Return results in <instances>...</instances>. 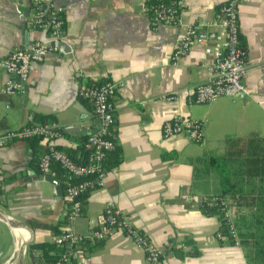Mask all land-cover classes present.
<instances>
[{
  "label": "crops",
  "instance_id": "0c3cea01",
  "mask_svg": "<svg viewBox=\"0 0 264 264\" xmlns=\"http://www.w3.org/2000/svg\"><path fill=\"white\" fill-rule=\"evenodd\" d=\"M180 1L178 23L154 27L145 11L150 0H54L65 7L63 38L58 49L33 63L25 87L21 83L13 95L0 91V134L29 124L34 113L52 115L50 123L63 133L54 145L66 153L76 150L99 127L92 103L80 90L91 83L114 82L117 148L106 158L104 185L82 200L75 230L87 233L100 220L105 204L113 202L158 247L163 264H248L243 247L217 237L219 216L205 212V199L220 189L218 172L207 165L212 157L231 154L232 168L238 159L243 161L236 155L264 140V0L239 7L247 96L218 97L209 103L192 99L196 85L211 76L212 57L200 45L178 59L173 52L185 25L212 23L227 0ZM29 12V0H0V61L24 41L47 39L26 26ZM223 41L220 36L218 44ZM6 78L12 77L0 69V89ZM175 116L201 121L203 141L185 135L163 138V121ZM44 150L43 142L33 148L28 139L0 145V215L15 225L0 221V264L55 261L48 263L42 249L32 250L34 243L53 242L66 223L64 181L51 175L62 185L58 195L38 170ZM32 222L46 227H32ZM79 264H145V256L130 238L115 231L89 245Z\"/></svg>",
  "mask_w": 264,
  "mask_h": 264
},
{
  "label": "built area",
  "instance_id": "2783aa9c",
  "mask_svg": "<svg viewBox=\"0 0 264 264\" xmlns=\"http://www.w3.org/2000/svg\"><path fill=\"white\" fill-rule=\"evenodd\" d=\"M249 0H227L221 4L216 19L210 22L188 24L180 30L173 59L189 53L193 45H200L206 55L212 57L211 76L206 82L196 85L193 92L194 103H209L218 97L244 99L247 89L243 81L248 68L245 62V48L240 40L239 7ZM30 12L26 26L47 35V39L34 38L23 48L14 49L0 61V69L8 76L17 75L22 81L28 79L33 63L41 61L51 49H58V42L64 34L65 7L54 0H29ZM183 3L170 0H150L145 11L150 16L152 26L176 25L179 21ZM223 36L222 45L218 44ZM22 85L13 78H6L1 93L13 95ZM117 87L114 82L105 80L91 83L80 90L82 98L92 103L93 113L99 120L95 133L86 137L81 146L86 151L85 161H74L64 150L54 145L62 131L53 123H30L17 129L0 134V145L13 139L41 137L45 150L38 157L41 176L52 175V167L57 164L65 174L63 197L65 225L53 239L64 248L61 256L52 264H79L84 260L89 245L104 241L115 231H121L130 238L144 253L145 264H163L158 247L132 223L113 202H107L100 220L87 233H78L74 228L75 220L82 212V196L104 185L107 166L106 158L117 148L114 133L115 116L112 100ZM161 135L169 138L185 135L191 141H203L202 123L197 119L175 116L163 121ZM209 206H216L219 215L227 225V234L217 232L218 238L227 237L234 245H240L234 225V208L227 198L217 195L207 197Z\"/></svg>",
  "mask_w": 264,
  "mask_h": 264
},
{
  "label": "trees",
  "instance_id": "16d2710c",
  "mask_svg": "<svg viewBox=\"0 0 264 264\" xmlns=\"http://www.w3.org/2000/svg\"><path fill=\"white\" fill-rule=\"evenodd\" d=\"M53 120L52 115L34 113L29 124L49 123ZM28 142L31 147L35 148L41 143V137L28 138ZM66 151L75 161H85L86 151L81 145L76 150L67 149ZM246 152V154L236 155L238 158L242 157L243 161L237 158L236 165L234 164L232 168L228 166V158L234 157L231 154L228 157H212L207 166L216 169L220 177V189L215 194L229 198L235 204L234 225L240 246L245 249L248 264H264V140L260 143H250ZM77 153H79L78 156ZM52 171L54 177L60 179L61 182L64 181V171L57 164L53 165ZM39 173L41 174L40 171ZM86 196V194L83 195L82 200ZM205 212H215L220 218L219 230L223 234H227V225L222 221L216 206L206 205ZM31 224L32 227H46V225L35 222ZM55 233L60 232L56 231ZM35 249L44 251V259L48 263L56 261L64 252V248L55 242L34 243L32 250ZM51 250L54 252L53 255L48 253Z\"/></svg>",
  "mask_w": 264,
  "mask_h": 264
},
{
  "label": "water",
  "instance_id": "95a60500",
  "mask_svg": "<svg viewBox=\"0 0 264 264\" xmlns=\"http://www.w3.org/2000/svg\"><path fill=\"white\" fill-rule=\"evenodd\" d=\"M28 44V42L24 41L23 45L20 47V48H23L24 45ZM12 78L17 81V82H20L23 84V86L25 87V83L24 81H22L17 75H12ZM74 129L73 128H69L68 131H73ZM43 179L45 181H47L48 183L52 184L54 187H55V191H56V194L58 195H62V185L54 178L52 177L51 175H45L43 176ZM0 221L11 226V227H15V225L12 224V222L10 221V219L8 218H5L4 216L0 215ZM31 247V245L29 246H25L22 250V255L20 258L24 257L26 251ZM29 257L32 258V252L30 251L29 253Z\"/></svg>",
  "mask_w": 264,
  "mask_h": 264
},
{
  "label": "bare ground",
  "instance_id": "6f19581e",
  "mask_svg": "<svg viewBox=\"0 0 264 264\" xmlns=\"http://www.w3.org/2000/svg\"><path fill=\"white\" fill-rule=\"evenodd\" d=\"M20 231V230H19ZM21 232V231H20ZM19 236H20V238H21V240H23V235H21L20 233H19Z\"/></svg>",
  "mask_w": 264,
  "mask_h": 264
}]
</instances>
